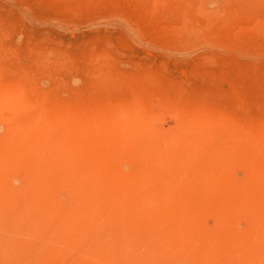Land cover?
Segmentation results:
<instances>
[{
	"label": "rangeland",
	"instance_id": "rangeland-1",
	"mask_svg": "<svg viewBox=\"0 0 264 264\" xmlns=\"http://www.w3.org/2000/svg\"><path fill=\"white\" fill-rule=\"evenodd\" d=\"M0 264H264V0H0Z\"/></svg>",
	"mask_w": 264,
	"mask_h": 264
},
{
	"label": "bare ground",
	"instance_id": "bare-ground-1",
	"mask_svg": "<svg viewBox=\"0 0 264 264\" xmlns=\"http://www.w3.org/2000/svg\"><path fill=\"white\" fill-rule=\"evenodd\" d=\"M22 215V214H21Z\"/></svg>",
	"mask_w": 264,
	"mask_h": 264
}]
</instances>
